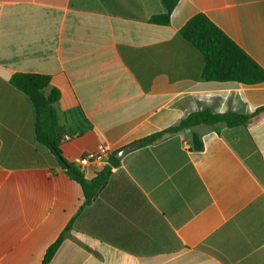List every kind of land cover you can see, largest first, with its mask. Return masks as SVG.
Wrapping results in <instances>:
<instances>
[{"label": "crops", "instance_id": "1", "mask_svg": "<svg viewBox=\"0 0 264 264\" xmlns=\"http://www.w3.org/2000/svg\"><path fill=\"white\" fill-rule=\"evenodd\" d=\"M161 0H0V264H264V114L247 126H204L121 158L99 196L35 137L16 73L47 75L60 92L70 163L112 153L191 113H253L264 83L202 80V55L180 35L206 15L264 69V0H180L169 26ZM82 169L87 181L107 167ZM81 209V210H80Z\"/></svg>", "mask_w": 264, "mask_h": 264}, {"label": "trees", "instance_id": "2", "mask_svg": "<svg viewBox=\"0 0 264 264\" xmlns=\"http://www.w3.org/2000/svg\"><path fill=\"white\" fill-rule=\"evenodd\" d=\"M164 12L153 16L151 23L169 26L171 16L180 0H161ZM182 38L192 45L203 57L202 80L207 82H233L243 85H257L264 83V69L248 55L234 40L217 27L206 15L193 16L181 29ZM10 83L22 91L32 102L35 111L36 141L55 157L59 166L73 180L77 181L84 191V206L91 204L107 185L113 169L120 165L121 159L117 153H112L108 165L98 173L92 181L84 178L83 172L74 163L67 161L62 152L64 129L59 124L58 112L55 105L60 99V92L52 89L49 93L51 78L47 75L16 73ZM264 114V106L253 113L239 114L227 112L213 113L209 109L199 110L182 119L177 125L171 126L138 141L140 147L155 145L176 135H184L191 140L192 151H202L204 144L201 135L196 131L204 126L219 132L221 128H235L247 126ZM190 129V133L186 131ZM80 209V210H81ZM70 223L58 240L51 245L42 264H49L65 234L71 228Z\"/></svg>", "mask_w": 264, "mask_h": 264}, {"label": "built area", "instance_id": "3", "mask_svg": "<svg viewBox=\"0 0 264 264\" xmlns=\"http://www.w3.org/2000/svg\"><path fill=\"white\" fill-rule=\"evenodd\" d=\"M70 137L68 135L63 136V142L68 141ZM109 150L107 148H101L100 151L95 153H89L83 157L75 159V165L81 170L88 167L92 163L108 162Z\"/></svg>", "mask_w": 264, "mask_h": 264}, {"label": "water", "instance_id": "4", "mask_svg": "<svg viewBox=\"0 0 264 264\" xmlns=\"http://www.w3.org/2000/svg\"><path fill=\"white\" fill-rule=\"evenodd\" d=\"M186 133H190V129H188L187 131H186ZM140 147V144L137 142V143H134V144H131V145H129V146H126V147H124L121 151H119L118 152V154H117V158H119V159H121V158H123L127 153H129V152H131V151H133V150H135V149H137V148H139Z\"/></svg>", "mask_w": 264, "mask_h": 264}]
</instances>
